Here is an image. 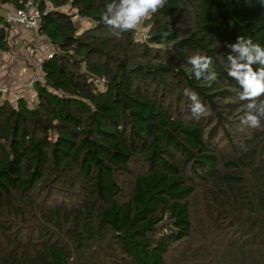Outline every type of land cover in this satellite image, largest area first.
Returning <instances> with one entry per match:
<instances>
[{
  "label": "trees",
  "instance_id": "16d2710c",
  "mask_svg": "<svg viewBox=\"0 0 264 264\" xmlns=\"http://www.w3.org/2000/svg\"><path fill=\"white\" fill-rule=\"evenodd\" d=\"M35 2L59 49L26 96L0 95V264H264V118L242 122L226 70L238 36L264 47L260 0H166L118 34L111 0ZM9 27L0 10V55Z\"/></svg>",
  "mask_w": 264,
  "mask_h": 264
},
{
  "label": "clouds",
  "instance_id": "9594fccd",
  "mask_svg": "<svg viewBox=\"0 0 264 264\" xmlns=\"http://www.w3.org/2000/svg\"><path fill=\"white\" fill-rule=\"evenodd\" d=\"M165 3L166 0H111L105 5L102 20L107 27L117 30V34L133 31L163 8ZM260 3L264 6V0H260ZM166 38L167 33H164L161 39L163 41ZM226 46L231 49L226 70L240 86L239 100L248 102L245 105L247 111L242 122L252 128L261 127V120L264 118V100L259 98L264 96V47L244 36H238L234 43ZM187 63L192 66L195 79L216 80V73L211 70L210 57L197 53L190 56ZM253 65L259 67L254 69ZM184 95L192 102L193 117L205 114L206 107L201 103L197 93L185 89ZM253 110L256 114H253Z\"/></svg>",
  "mask_w": 264,
  "mask_h": 264
},
{
  "label": "built area",
  "instance_id": "2783aa9c",
  "mask_svg": "<svg viewBox=\"0 0 264 264\" xmlns=\"http://www.w3.org/2000/svg\"><path fill=\"white\" fill-rule=\"evenodd\" d=\"M0 10L5 11V18L9 22V32L11 40L14 36H34L36 44H27L24 49L29 57L30 64L33 70V77L28 83H16L12 87H7L3 83L0 84V95L4 97L10 96L23 97L26 96L33 88L36 82L41 81L42 71L41 64L45 58H51L59 48L53 47L40 34V21L42 12L38 8L35 0H27L24 7L17 8L11 3H3L0 1ZM12 26L13 30L10 29ZM24 33V34H23ZM27 36V37H28ZM26 38V37H24ZM144 38V36H143ZM0 60L3 55H0Z\"/></svg>",
  "mask_w": 264,
  "mask_h": 264
},
{
  "label": "rangeland",
  "instance_id": "374dc122",
  "mask_svg": "<svg viewBox=\"0 0 264 264\" xmlns=\"http://www.w3.org/2000/svg\"><path fill=\"white\" fill-rule=\"evenodd\" d=\"M3 13V11H2ZM74 21H78L79 24L81 23L79 18H75ZM89 25L87 24V22H83L82 25V29H85L86 27H88ZM145 31H142L140 36L141 37H145ZM24 34V33H23ZM20 40L23 41L22 44V48L19 47L20 50L15 49L13 50L11 55H7V56H3V60H4V67H3V74L0 75V84H4L7 87H12L13 83H16L15 78L18 77L19 74H21V76H19V79H21L20 83H28L31 79V77H33V70L30 64V59L24 49V47L29 43V44H36V40L34 38V36L31 37H26L24 38L23 36L20 37ZM30 60V61H29ZM25 66L27 68L22 69V66ZM15 98V97H14Z\"/></svg>",
  "mask_w": 264,
  "mask_h": 264
},
{
  "label": "crops",
  "instance_id": "0c3cea01",
  "mask_svg": "<svg viewBox=\"0 0 264 264\" xmlns=\"http://www.w3.org/2000/svg\"><path fill=\"white\" fill-rule=\"evenodd\" d=\"M2 14H5V11H3V13ZM10 29H12L13 30V28H12V26H11V28ZM28 36V35H27ZM27 36H24V37H27ZM22 44H23V41H21L20 40V36H14V39H12L11 40V51H9V52H5V53H3L2 55L3 56H7V55H11L13 52V50H15V49H17L18 48V50H20L19 49V47L20 48H22ZM23 46H24V44H23ZM26 66V65H25ZM24 65L22 66V69H24V68H27V67H25ZM3 67H4V60H3V58H1V60H0V75L1 74H3ZM19 76H21V74H19L18 75V77H16L15 78V82L16 83H20L21 82V79H19ZM16 83H13V85L14 84H16Z\"/></svg>",
  "mask_w": 264,
  "mask_h": 264
}]
</instances>
